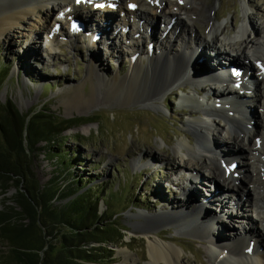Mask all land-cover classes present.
<instances>
[{"label":"rangeland","instance_id":"374dc122","mask_svg":"<svg viewBox=\"0 0 264 264\" xmlns=\"http://www.w3.org/2000/svg\"><path fill=\"white\" fill-rule=\"evenodd\" d=\"M168 1L176 3V0ZM86 2L88 1L86 0ZM195 2L201 6L203 14L208 13L211 7L214 8V23L225 29L223 35L227 39V43H231L233 47H221L219 39L213 40L218 50L221 51L220 57H217V60L211 50L205 48L200 59L197 60L195 65L193 64V70L191 71L193 74H197L195 69H198V66L201 65L200 61L203 64L202 69L211 68L212 64L222 66L231 57L244 64L239 56L241 49L244 47V40L253 38L254 41L258 39V41L264 42V0H195ZM50 4L55 7L53 3H49V6ZM145 6L148 7L147 4ZM56 9H53V13L57 11ZM115 12L118 11L115 10ZM34 13L25 25L13 27V32L8 36L11 40H8V38L0 40V105L10 101L22 114L30 113L40 107V109L46 111V114L55 119H85V121H87L86 119H92V122H84V124L64 131L54 143L58 145L59 148L57 149L54 148L55 145L44 146L45 144L41 143L40 146L45 148L32 156L33 161L30 169L41 186L51 184L53 190L59 188L65 190V192H69L70 189L73 191L80 190L79 193L88 190V200L96 205L103 220L110 219L108 220L112 223L108 231V237L112 238V243L108 244L110 254L108 252L100 253L97 256L100 258L98 262H101V264H151L147 260L145 237L134 234L132 231V225L139 221L134 215L138 212L144 215H157L166 211L173 213L176 206H179L181 202L189 211L192 210L190 205L195 201L197 206L201 205L200 207L203 210L209 212L212 219L210 221L212 224L210 225L211 231H215L217 224L223 225V236L219 234L220 230L217 226L216 233L211 236L212 238H209L210 242H215L217 240L215 238L223 240L224 235L228 234H230L229 239L234 238L233 233L239 236L238 224L243 228L248 225V220L244 218L245 216L241 217L240 214V211L243 213L244 210L255 219L256 225L260 229L257 237H259L261 243L264 242V226L259 221L264 213V205H261V210H256L252 206H250L251 209L243 207L250 198L253 200L251 191L240 189L239 202L230 193L228 198L229 196L234 198V200H230L231 197L228 199L224 194L227 191L221 185V181L212 183L210 177H206L204 175L206 172L200 167H197L195 173L192 174L194 175L192 176L193 181H189L186 178V173L190 172V164L186 169L180 158L171 151L174 144L180 139L189 138L191 142L194 140L191 135L186 133L184 127L185 121L189 119V116L184 113L188 107L187 105H180L177 97L179 95L180 97L196 96L197 89L203 87L200 99L212 104L214 96H210V93L214 91L215 82L210 81L207 83L208 77L201 80L197 77V80H192L190 79L192 73L188 72L171 91H167L161 96L162 99L157 102L158 108L143 107L133 102L126 105L115 101H106L108 94L103 82L111 80L118 73L122 76L126 74L130 69V63H132L130 57L136 55H130L128 51L131 50L129 48L132 44L127 43H130L131 39H138L140 35V39H142L139 45L142 52H138L137 56L142 55L143 59L146 57L151 59L156 56V48L160 51L162 46L169 48L171 51L177 48L180 49L181 42L177 38H168V33L178 24V21H174L167 35L158 42L157 36L160 38L162 34L159 30L163 26L165 29L166 25L169 24V20L161 17L159 13H156L158 15L157 20L152 21L153 28H159L158 32L154 29L150 30L149 36L153 37L152 40H149L146 29H142L140 26L134 27L133 22H129L128 29L123 35L124 28L122 29V27L125 25L123 19L121 16L113 14L112 19L108 22L98 17L101 21L99 27H107L106 30H99V40H93L92 42L87 39L85 44V42L77 39H82V36H72L73 33L68 31V26L64 25L58 31H65V34L58 32L52 45L47 47L45 45L46 31L37 35V39L30 34L28 35L26 25L30 24L31 21L40 19V14ZM48 15V22L50 23L47 26L50 28L54 23L55 15L51 13ZM164 20L166 24H163ZM157 22L159 26L156 28L155 24ZM192 23L198 37L211 41L212 37L207 34L205 22L198 19V21L195 20ZM83 31L82 34L85 38L91 37L90 33H86L90 32L88 25L85 26ZM134 43L136 42L134 41ZM149 44L152 45L150 51L147 49ZM160 44H162L161 47ZM89 45L93 46L91 53L89 52ZM249 50L260 53L258 55L260 60L257 61H262L261 58H264V56H261V54H264L263 44H252ZM251 51L248 55L251 65L247 63L249 60L244 62L251 66V69L253 68L252 71L256 76L254 71H256L257 66L255 58L250 57ZM234 61L236 62V60ZM90 63H93V67L97 71H92L93 76L88 80L86 75H88L90 69L93 70L89 67ZM28 66L30 67L29 71L26 70ZM227 70L229 71L230 67H226ZM236 70H239V67ZM6 74L8 75L5 76ZM95 74H97L96 77ZM226 80V84L230 82L229 85H231L233 83L229 79ZM92 85L97 87L99 104L87 110H68L62 104L64 100L70 98L72 88L75 86L82 87V93L87 96L92 91ZM185 86L190 89L187 90L184 96L179 91ZM231 88V86L221 85L219 90L224 91V89L230 90ZM248 93L242 91V99L245 100L244 105L249 106L250 121L255 126L253 127L257 128L264 121V113L262 107H260L264 105V101L253 102L248 98ZM195 116L202 117L199 114H193V117ZM218 124L222 125V122H218ZM224 142L223 137L215 135L216 151L225 150L228 147L224 145ZM259 152L261 153L263 150L260 149ZM57 153H62L65 156V162H61L55 156ZM260 157V155H256V159L259 160ZM236 160L240 163L237 158ZM222 161V165H225L221 167L222 171L224 167L229 168L230 164L228 162H233L231 158H223ZM172 167L176 169V173H173ZM262 174L261 172V177ZM196 176H199V182ZM171 180L174 181L171 182ZM191 184L192 187H190ZM260 188L264 190V186ZM216 190L222 195L218 194ZM187 191L186 198L185 193ZM195 191L197 200L194 199L193 201L189 197L195 196ZM15 192L16 189L10 187L3 194L0 193V212L5 211L8 207H14L12 198ZM216 197L218 199L227 198V203L225 200L223 202L218 201ZM102 199L106 201V206L103 204ZM65 203L66 200L59 197L52 202V205L55 208ZM232 203L233 207L237 209L235 214H233L234 211H230ZM218 205L223 207L221 209L217 208ZM15 209L19 211L18 207H15ZM229 215L232 216L229 217ZM22 222L26 224L27 220ZM61 231L64 230L61 229ZM112 231H120L122 239L119 240L118 237H115ZM157 231L159 232L157 236L163 239L165 243L173 241L183 249L181 259L184 264H212L208 253L211 250L210 248L214 246L207 243L206 237L198 239L197 234L191 233L190 230L176 227H162ZM229 239H226L227 241L223 240L227 244L225 248H230L233 244V239L230 241ZM254 241L255 239L250 240L248 243L251 249ZM237 243L236 241V246L239 248ZM50 244L54 248L53 254L60 249L59 238L51 240ZM91 246H97V244ZM262 246V249H264L263 243ZM8 249L7 243L1 241L0 264L4 261L1 262V259L4 258ZM121 251L128 252L131 259L125 262L119 254ZM224 253L226 254V250L223 249L221 256H224ZM108 255L111 256L108 257Z\"/></svg>","mask_w":264,"mask_h":264},{"label":"bare ground","instance_id":"6f19581e","mask_svg":"<svg viewBox=\"0 0 264 264\" xmlns=\"http://www.w3.org/2000/svg\"><path fill=\"white\" fill-rule=\"evenodd\" d=\"M87 1L88 2L83 0L79 3H75V0H0V40H5L7 38L11 40L8 36L13 32V27L22 24L25 25L30 17L35 14L34 12L40 14V19L31 21L30 24L26 25L28 28V35L30 34L37 39V35L45 33L46 31L45 45L47 47L52 45L58 32L65 34V31H58L60 27L64 25L68 26V31L73 33L72 36H82V39H77L85 42V44L87 43V39L92 42L93 40H99V30L103 31L107 29L106 26L99 27L101 23L100 19L108 22L112 19L113 14L121 16L124 24L126 21L127 26H129V22H133L134 27L140 26L142 29H146L149 40L153 39V37L149 36V33L150 30L154 29L152 21L157 20L158 15L156 13L168 19V23L172 21V25L174 21H178V24H176L170 32L169 29L172 25L168 27L167 24L164 29V34H161L163 37L160 36L159 38L157 36V40L160 42L169 32V39L177 38L181 42L180 49L177 48L171 51L169 48L162 46L160 51L156 48V56H153L151 59L149 57L143 59L142 55L140 57L137 56L138 52H142L139 45L142 38L140 39L139 35V38L136 39L138 41L131 39V42L127 43L130 45L132 44L131 48H129L131 50L128 51L130 55L136 54L130 57L132 63H130L129 71L123 76L118 73L116 74L118 77L115 75L111 80L103 82L108 94L106 101H115L126 105L133 102L143 107L148 106L153 108L159 107L157 102L162 99L161 96L167 91H171L188 72L192 73L193 66L197 60L200 59L205 48L211 50V53H213L216 58L220 57L219 54L221 51L218 50L213 40L219 39L221 47H233L231 43H227V39L223 35L225 29L214 23V8L211 7L208 13H206L207 15L205 13L203 14L201 6H199L195 0H176V3L168 0ZM140 1L143 4H140ZM49 3H53L55 7L51 4L49 6ZM97 3L107 4L104 7L95 8L94 5ZM146 4L148 6L147 8L145 6ZM201 4L203 3L201 2ZM131 6H133V10ZM67 8H69V10ZM53 9L57 11L53 13ZM115 10L119 13L115 12ZM49 13L55 15L54 23H52L53 25H51L50 28L47 26V24L50 23L48 22ZM72 18L79 19L83 22L84 27L82 29H77L75 26L71 28L70 21ZM145 18L147 19L145 20ZM182 19L185 21L183 22ZM198 19L205 22L207 34L212 37L211 41L198 37L192 23V21H198ZM163 24H166L165 20ZM86 25H88V30H90V32L86 33H90L91 37L93 33L97 34V39L93 37L85 38L83 36L82 33ZM125 30L127 29H123V31ZM159 31L162 32V30ZM134 41L136 43H134ZM252 44L264 45V42L262 43V41H258V39L254 41L253 38L250 40L246 38L244 40V47L241 49L239 56L242 58L245 65L242 64L241 61L238 62L237 59H232L231 57L226 63L223 62L224 64H222V66L220 64H212L211 68L202 69L201 67L203 64L200 61L201 65L198 66V69H195L197 74L192 73V76L195 77L191 76L190 79L197 80L196 78L198 77V79L201 80L204 77H208L209 80L207 83L210 81L215 82L214 91L210 93V96H214V101L212 104H208L205 100L203 101L200 99L203 87L197 89V91L195 89L196 96L187 95L186 97H180L179 95L177 97L180 105H187L188 107L187 111L184 113L189 116V119L185 121L184 127L186 128V133L191 135L194 140L191 142L189 138L180 139L174 144L171 151L180 158L186 169H188V165L190 164L189 169L191 174L187 172L186 175L194 176L192 174L195 173L197 167H200V169L206 172L204 175L208 178L210 177L212 183H219L221 181V185L227 191L224 193L226 197L231 193V196H234L236 201L239 202L238 195L240 189L251 191L253 200L250 198L243 207L250 208V206H252L255 207L256 210H261V205H264V190L260 188L264 186V121L263 123L261 122L257 128H254L255 126L250 121L249 106L244 105L245 100L242 99L241 95L242 91H246L247 93L249 92L248 98L253 102L264 101V72L257 68L256 71H254L256 73L255 76L252 71L253 68L251 69V66H248L244 62L249 60L248 55L249 51H251L249 49L252 47ZM161 45L162 44L159 46L161 47ZM88 47L91 53L93 46L89 45ZM27 54L29 53L27 52ZM259 54L258 52H250V57L255 58V63L258 66L264 63V58H261L262 61H257L260 60L258 57ZM261 56H264V54H261ZM234 60H236V62ZM249 61H247V63L251 65V61ZM213 63L215 62L213 61ZM89 67L93 68V70L90 69L89 73L87 72L88 75H86V78L88 80L93 76L92 71H97L95 67H93V63H90ZM226 67H234L235 69L239 67V70H236V73L232 74L230 71H226ZM28 69H30L29 66L26 70L28 71ZM217 73H220L222 79H213ZM228 75L230 76L227 77ZM94 76L96 77L97 74ZM226 79H229L231 83H233L231 85H229L230 82L226 84ZM221 85L226 87L231 86L233 89H224V91L219 90ZM82 89V87L75 86L72 88V95L70 98L63 101L62 104L65 105L68 110H87L99 104L97 87H93L92 85V91L87 96L82 93ZM188 89L190 88L185 86L179 92L185 96ZM260 107H262L264 113V105ZM193 114H199L202 117H193ZM218 122H222V125L218 124ZM215 135L224 138L226 142V144L224 142V145L228 146L225 150L216 151ZM260 149H262L263 152L260 153ZM256 155L261 156L259 160L256 159ZM223 158H231L233 162L229 163H234L237 161V158L240 163L236 162L237 165L235 169L225 171L224 167L222 171L221 167L225 166L222 165ZM171 169L173 173H176L175 168L172 167ZM261 172L263 173L262 177L260 176ZM196 177L199 182V176ZM190 187H192V184ZM187 195L188 191L185 193L186 198ZM196 195L195 191V196L189 198H192L194 201ZM216 199H218V197H216ZM226 199L223 197L219 198L218 201L223 202L225 200L226 202ZM201 204H203V202H201ZM200 206H197V203L194 201L190 205L192 210L189 211L184 206V203L181 202L179 206H176L173 213L166 211L162 214L158 213L157 215H144L138 212L134 215L139 221H136L132 225V231L134 234L145 237L147 260L149 263L184 264L181 259V252H183V249L173 243V241L165 243L163 239L157 236L159 233L157 230L162 227H176L183 230H190L191 233L197 234L196 236H198V239L206 237L208 240L207 243L214 246L210 248L211 250H209L208 253L212 264H264V249H262V243L264 244V242L261 243L259 237H257L260 229L256 225L255 219L249 216L245 210L243 211L244 214L240 211L241 217L245 216L244 218L248 220V225L243 228L238 224V230L240 229L239 236L233 233V237L237 238L235 240L232 238L233 244L230 248H225L227 244H225L223 240L229 239L230 234L224 235L226 239L223 238L222 240L221 238H215L217 239L215 242H210L209 238H212L211 236L216 233L217 226L219 227L218 230H220L219 234L223 236V225L217 224L215 231H211V216H209V212L203 210ZM218 207L221 209L223 206L218 205L217 208ZM231 216L232 215H229V217ZM259 221L260 224L264 226V213ZM232 239H229V241ZM254 239L253 248L251 249L248 243L250 240ZM236 241L238 242L239 248L236 246ZM223 249L226 250V254L224 253L225 255L221 256L223 254ZM119 254L123 257L125 262L131 259V256L128 255L126 251H121Z\"/></svg>","mask_w":264,"mask_h":264},{"label":"trees","instance_id":"16d2710c","mask_svg":"<svg viewBox=\"0 0 264 264\" xmlns=\"http://www.w3.org/2000/svg\"><path fill=\"white\" fill-rule=\"evenodd\" d=\"M86 120L55 119L40 107L22 114L10 101L0 105V193L10 187L16 189L14 207L0 212V242H6L9 248L2 264H101L97 256L110 254L112 238L108 231L112 223L103 220L96 205L88 200V190L65 192L53 190L51 184L41 186L30 169L34 154L44 146L55 145L64 131L92 122ZM41 143L45 145L41 147ZM55 156L65 162L62 153ZM59 197L66 203L53 208L52 202ZM114 231L121 240L122 233ZM57 238L60 249L53 254L50 242Z\"/></svg>","mask_w":264,"mask_h":264}]
</instances>
